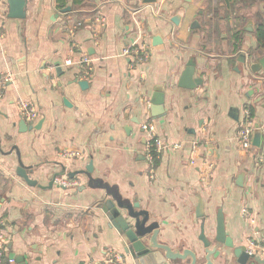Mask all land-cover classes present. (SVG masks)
<instances>
[{
	"label": "crops",
	"instance_id": "crops-1",
	"mask_svg": "<svg viewBox=\"0 0 264 264\" xmlns=\"http://www.w3.org/2000/svg\"><path fill=\"white\" fill-rule=\"evenodd\" d=\"M9 11L0 0V84L9 78L0 101V230L16 264H87L122 253L107 200L137 203L159 222L162 242L201 259V236L214 239L219 217L235 245H264V0H26L23 18ZM143 44L150 58L137 65L126 50ZM84 52L94 66L86 87ZM190 60L200 80L192 89L179 85ZM157 87L164 104L153 115ZM21 99L37 107L39 128L22 129ZM247 107L254 147L244 151ZM146 121L180 144L161 153L154 178ZM64 148L82 156L62 158ZM19 158L43 187L54 174L74 184L30 186L17 173ZM208 158L216 165L205 186ZM225 249L216 264H225Z\"/></svg>",
	"mask_w": 264,
	"mask_h": 264
},
{
	"label": "water",
	"instance_id": "water-1",
	"mask_svg": "<svg viewBox=\"0 0 264 264\" xmlns=\"http://www.w3.org/2000/svg\"><path fill=\"white\" fill-rule=\"evenodd\" d=\"M150 1V0H148ZM12 18H23L25 16L26 0H8ZM70 7L63 10H69ZM159 38L155 37V41ZM241 61L247 62V58L242 55ZM195 62L190 60L187 68L183 72L179 85L186 88H195L200 80L194 77ZM261 66H264V59L261 60ZM255 70V66L252 67ZM81 86H88V81H80ZM164 93L161 87H157L151 99V110L154 113L161 114L163 111ZM237 114V110H235ZM40 124V123H39ZM23 130L39 128V125L27 124L24 120L20 123ZM88 170L92 171L91 165ZM18 175L23 178L30 186L41 188H51L58 174L50 177V183L43 187L36 179L29 176L27 167L19 158ZM139 205L126 204L121 200L117 204L112 200H107L103 205V210L107 213L110 226L119 233L118 244L122 248V254L128 264H216L214 257L220 247H226L222 250L219 257L225 264H264L257 251L250 253L245 244L235 245L233 239L226 232V227L222 217L218 218L216 235L213 240L205 237L203 234L201 240L204 244V256H201L191 249H174L168 243L160 240V225L158 221H151L150 213L147 210L137 209ZM20 264H25L23 258L19 259Z\"/></svg>",
	"mask_w": 264,
	"mask_h": 264
},
{
	"label": "built area",
	"instance_id": "built-area-1",
	"mask_svg": "<svg viewBox=\"0 0 264 264\" xmlns=\"http://www.w3.org/2000/svg\"><path fill=\"white\" fill-rule=\"evenodd\" d=\"M80 25H82V22H78V26ZM73 31L74 28H71L72 33ZM3 37H4V33L0 29V41L3 39ZM126 53L129 54L134 59L137 65L146 63L150 58V51L147 47H145L144 44L138 47L137 46L131 47L126 50ZM67 64H72V61L68 60ZM79 64L81 67L79 80L88 81L93 77L94 66L91 57L87 52L83 53ZM8 80L9 78H5L3 81H1L0 101L4 98ZM18 108L21 117L26 123L28 124L35 123L36 119L39 116V111L34 104H32L27 100L21 99L18 102ZM142 128L148 133V140L146 141V145L144 149V155L148 165L147 171L149 176L151 178H154L156 172L157 160L160 157L161 153L169 147H178L180 144L179 143L172 144L160 138L156 132L153 123L150 121L144 122ZM254 131H255L254 120L252 118L250 109L247 107L243 111L242 127L239 131V136H238L239 145L244 151H249L251 148L254 147V142H253ZM60 156L65 159L73 158V157H81L82 152L80 150L64 148L62 151H60ZM263 159H264V146L258 158L257 164L260 165ZM215 165H216L215 162L209 158L203 161L201 178L205 186L209 185L210 180L214 175ZM56 182L59 185H64V186L74 184V182L71 181L70 179H65L60 177L56 178ZM243 214L245 216L251 217L250 212L247 208L243 209ZM251 219L253 222L254 218ZM6 244H7L6 234L2 230H0V264H16L15 259L7 255ZM248 250L250 253H253L257 250H261L260 252L264 253V245L257 243L255 240L252 239L248 244ZM87 264H126V261L122 253H115L109 255L108 257H106L101 261H97L90 258Z\"/></svg>",
	"mask_w": 264,
	"mask_h": 264
},
{
	"label": "trees",
	"instance_id": "trees-1",
	"mask_svg": "<svg viewBox=\"0 0 264 264\" xmlns=\"http://www.w3.org/2000/svg\"><path fill=\"white\" fill-rule=\"evenodd\" d=\"M62 7L64 4L61 5ZM258 36L261 41H264V25H261L258 29Z\"/></svg>",
	"mask_w": 264,
	"mask_h": 264
}]
</instances>
